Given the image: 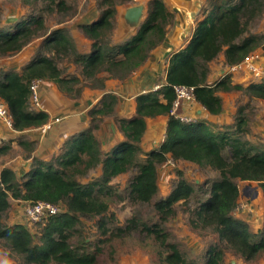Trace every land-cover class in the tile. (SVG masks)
<instances>
[{
	"label": "trees",
	"instance_id": "obj_1",
	"mask_svg": "<svg viewBox=\"0 0 264 264\" xmlns=\"http://www.w3.org/2000/svg\"><path fill=\"white\" fill-rule=\"evenodd\" d=\"M26 1H47L50 11H66L69 8L68 0ZM115 1L101 0L100 15L90 23L79 25L84 35L92 41L90 52H76L71 35L69 37L59 29L44 37L40 47L56 56L40 51L22 73L1 74L0 99L7 104L12 114L14 129L21 131L39 127L49 119L46 111L30 109V84L33 79L50 80L67 93L81 94L80 87L75 88V84L81 81L80 77L63 76L56 62L59 54H75L73 59L82 66L83 75L99 81L98 85L102 87L104 83L99 74L103 70L125 79L146 61L149 51L165 39L173 13L163 0H151L145 18L129 39L117 45L107 42V34L113 28L116 14ZM210 4L213 8L197 23L188 44L171 54L166 69V83L156 90L136 96L134 116L124 118L115 115L125 140L104 154L94 135V129L99 126L102 117L115 114L117 96L106 93L101 104L89 111V128L65 141L61 152L52 160L32 158L30 169L21 179L13 169H1L0 241L17 257V264H99L104 248L100 243L107 246L106 243L112 238H121L136 230L151 240L159 264H195L182 253L176 242L169 240V233L158 224L130 218L124 226H107L106 214L113 199L112 179L137 167L138 171L129 184V198L134 202L149 203L159 189L158 166L170 159L209 166L220 175L208 187L202 185L197 189L207 196L196 198L197 205L193 209L189 208L190 225L214 230L226 242V246L247 262L264 253V223L261 229L253 232L245 221L233 215L240 195L238 179L258 182L264 194V147L242 138L241 133L248 131V121L241 113L243 109L239 108L234 124L228 126L234 131L220 130L216 124L211 126L204 119L183 122L171 114L176 97L175 84L195 86L196 101L215 115L223 110L219 91H242L264 99V81L242 85L233 83L231 74L227 73L215 83H207L209 63L220 53L224 54L230 66L241 62L259 46L264 49V37L248 30L252 21L264 13V0H211ZM44 21L43 16L35 15L17 22L12 29L0 28V56L22 50L39 36L41 29H45ZM158 115H168L165 137L157 148L147 152L144 161H139L138 156L143 153L141 141L147 129L146 118ZM18 143L27 153L34 150L32 141L19 140ZM9 148V145H2L0 156ZM227 148L230 150L229 157L224 155ZM98 165L102 166V174L98 179L86 183L79 180ZM177 174L180 178L176 187L166 198L154 203L162 220L176 214L175 205L181 200L188 202L196 191L183 172L178 170ZM11 198L63 203L64 211L46 220L39 240L35 241L24 224L8 225L3 222ZM81 217L96 219L102 238L94 244L93 249L84 242L75 243L72 240ZM223 260L224 250L211 245L206 252L205 264H222Z\"/></svg>",
	"mask_w": 264,
	"mask_h": 264
},
{
	"label": "rangeland",
	"instance_id": "obj_2",
	"mask_svg": "<svg viewBox=\"0 0 264 264\" xmlns=\"http://www.w3.org/2000/svg\"><path fill=\"white\" fill-rule=\"evenodd\" d=\"M100 1L101 0H68L69 8L66 11L56 9L50 11L47 1L33 3L27 2L26 0H0V28L12 29L17 22L27 20L30 16L40 15L44 17L45 29L40 30L39 36L31 41L30 46L25 47L21 54H17L18 57L24 56L26 52L31 55L36 49L31 59H27L28 63H30L35 58V55L40 51L51 56H56L55 53L50 51L48 52L43 48L40 49V47L44 37H47L59 29L64 31V33L69 37L70 35L72 36L77 46L76 47L74 44L76 52L88 53L91 50L92 41L84 35L79 25L81 23H90L100 15L102 11ZM163 1L166 4L167 9L173 13L171 23L167 25V35L173 36V34L179 33L182 41H186L191 38L190 36L193 34L191 32L194 31L197 23L202 20L213 8V5L210 4L211 0ZM150 2L151 0H116L114 2L116 14L113 19V28L107 34V42L109 41L111 45H117L129 39L136 32L139 26H132L127 23L124 18L126 9L132 5L144 4L145 9L142 17L143 20L149 9ZM248 30L249 32L262 35L264 37V13L255 19V21H252ZM162 42L149 51L150 53L154 51V53L157 54L149 56V59L154 60V58L158 56V51H160L158 49L162 47ZM161 52V70L158 72V77L156 78V82H158L160 86L163 84V72L167 69L169 58L171 56V54L167 51L164 53L163 51ZM16 53L0 56V76L3 72H12L10 71L12 66H9L8 63L12 61ZM74 55L75 54L72 52L69 55L59 54L56 62L60 67L63 76L80 77L81 81L80 83L75 84V88L80 87L81 94L77 96L75 93H67L65 90H61L58 85L52 81L56 88V93H59L60 96L68 99L69 101L75 99L78 100L86 91L88 92H86L85 95L88 96L92 90L105 92L107 83L116 88L118 85H121V81H125L130 77V75H134V73L138 72L145 65V62L142 63L132 73L126 76L125 79L113 76L110 72L103 70L99 74V77L103 80L104 85L100 87V85H98L99 81L87 78L83 75L82 66L74 61ZM249 56H253L254 63H257L264 69V49L262 46L253 50L247 57ZM223 57L224 54L220 53L218 57L213 60L214 62L209 63L211 73L209 72V80L207 78L208 84L215 83L218 79L223 77L222 75L228 73V68L231 66L226 63L225 58ZM230 74L233 83H239L242 85L249 84V74L246 73L245 69L234 70ZM48 81L50 82V80ZM261 81H264V78H262ZM218 95L222 98L224 115L221 120L214 123L217 125L216 128L220 130L228 129L234 131V129H230L228 126L234 124V120L238 115V110L241 107L243 109L241 113L245 115L248 121V131L245 134L241 133L242 138L249 140L253 144L264 147V99L250 96L242 91H219ZM103 96L104 95H101L99 100L90 109L94 106H99ZM52 101L53 103H56V99L51 100V102ZM117 102L114 109L117 107ZM31 104L34 108H39L40 106L36 105L33 101H31ZM56 104H58V102ZM198 107L206 110L199 102L195 101L192 105L188 104L187 107H185V104L180 103L178 108H174V112H171V114L178 117L177 114L182 115L188 111L192 114H196L197 120L204 119L208 121L211 126L214 125L213 121L210 120L209 117L199 115L196 111ZM115 115L117 116L116 113L114 115H106L102 117L101 121H99V126L94 129V131H96L100 137L104 136V138H106L107 134L112 133L114 128L118 127L115 121ZM107 116L112 117L110 120V127H108L109 123H106L107 120L104 121ZM166 116L168 118V115ZM89 117L91 124V116L89 115ZM158 120H160V118L151 119L150 121L156 123ZM160 138L161 137L158 139L160 140ZM143 140L144 142H147V145H144V147L141 146L143 153L138 156L139 161H144L147 152L151 149L157 148L161 143H158L156 140H152L146 136H144ZM7 143L8 141L4 144ZM108 148L109 147H106V149ZM111 148H109L108 151ZM108 151L102 152L105 154ZM16 155L17 151L9 148V151L0 156V169H2L4 164H6L8 159H14ZM224 155L226 157L230 156V150L228 148L225 149ZM178 170L183 172V176L193 185L196 191L191 196V200L188 202L181 200L175 205L176 214L170 216L167 220H162L156 212L154 203L162 198H166V196L176 187L180 178V175L177 174ZM137 171V167H134L128 172L114 177L111 181V184L114 186L112 189L113 199L110 203L109 211L106 214L107 226L109 228L124 226L128 222V219L135 218L139 219L141 222L143 221L148 224L155 223L162 227L164 231L169 233V240L171 242H176L182 253H184V255L195 264H205L206 252L211 245H217V247L224 250V260L222 264H264V253L256 259L247 262L241 255L234 253L230 247L226 246V242L221 240L218 233L214 230L209 228H194L190 225L189 208L193 209L197 205L196 198H200V196L205 198L207 196L206 193H199L197 189H199L202 185L208 187L212 180L218 179L220 175L217 170H214L209 166H200L188 160L180 159L179 161L174 162L170 159L166 163L158 166L159 189L157 194L149 203L134 202L129 198V184ZM22 172L23 171H18L17 173L20 179L22 178L21 176H23ZM101 174V168L96 166L88 170L87 174L80 177L79 180L86 183L98 179ZM206 181H208V183L204 184ZM237 184L239 186L240 195L237 200V205L233 211V215L236 218L245 221L249 225L251 231L256 232L262 228L264 223L263 190L256 181L238 179ZM10 202V207L3 215V222L8 225H13L15 223L24 224L33 234L35 241H38L39 236L41 235L42 227L46 223V220L33 222L27 217L25 208L29 201L11 198ZM58 206H60L61 212L64 211L63 203H59ZM77 229L78 231L74 233L72 237L73 242H84V244L91 249H93L94 244L102 238V235L97 227L96 219L81 217ZM106 244L107 246H104V243L99 244L104 247L99 264H159L156 254L153 252L151 240L146 238L145 235H141L139 230L127 233L121 238H112V241ZM0 264H17V257L11 254L9 249L6 248L1 241Z\"/></svg>",
	"mask_w": 264,
	"mask_h": 264
},
{
	"label": "crops",
	"instance_id": "obj_3",
	"mask_svg": "<svg viewBox=\"0 0 264 264\" xmlns=\"http://www.w3.org/2000/svg\"><path fill=\"white\" fill-rule=\"evenodd\" d=\"M191 33H193V31ZM180 38L181 37L179 33L173 34V36H168L166 34V37L162 42V47L158 49L160 50L158 51V56L154 58V60L149 59L150 57H148L147 61H145V65L143 67L147 68L142 67L138 72L134 73V75H130V77L125 81H121V85H118V87L116 88L107 83L105 92L92 90L89 95L90 97L88 95H85V93L88 92L86 91L78 100L75 99L69 101L68 99L60 96L59 93H56V88L52 81L49 82L48 80L41 79L40 106L39 108L32 107L31 100L29 106L31 104V110L34 109L46 111L49 114V119L47 122H51L52 126L45 131H43L40 126L20 131L8 126L0 118V147L6 141H8L7 144L9 145L10 149L17 151V155L15 156V158L12 157L14 159H8L6 161V164H4L2 168L4 166L9 167L16 173H18V171H23L22 173L24 174L30 169L32 158L36 157L44 161L52 160L61 152L65 141H67L72 136L78 135L81 131L89 128L90 117L88 111L99 100L101 95H104L105 93H114L118 97V102L116 105L117 107L115 108V113L117 114V116H121L124 118L134 116L136 114V96L149 90H156L160 86V84L156 82V78L158 77V72L161 70V51H163V53L167 51L172 54L178 49L184 48L188 44L190 39L189 38L186 41H182ZM73 42L76 46L74 39ZM30 43L24 46L22 50L25 47L30 46ZM22 50L16 53L12 61L8 63L9 66H12V69L10 71L22 73L25 65L28 64L27 59H31L33 53H35L36 51L35 49V51L31 55L27 54L26 52L24 56L18 57V55L23 52ZM153 54L157 55L156 53H154V51H152L149 56H152ZM209 76L210 75H208V80ZM163 79L164 80L162 83L164 84L166 83V70L165 72H163ZM53 99H56V103L58 102V104L53 103V101L51 102V100ZM192 104L193 103H191L190 105ZM187 106L188 105L185 104V107ZM196 111L201 116L209 117L210 120L213 121V123L221 120L222 116L224 115V109L221 113L216 115L211 114L207 110L201 108L196 109ZM187 113L191 114V112L188 111ZM56 118H58V121H55ZM155 118H160V120H158L156 123L150 121L151 119ZM111 119V116H107L104 119V121L107 120L106 123H109L108 127H110L111 125ZM167 119L168 118L166 115H158L153 118L147 117V129L143 135V138L144 136H146L160 143L165 136ZM94 132L96 139L100 143V148L102 149V151H108L109 148L126 139L124 134L118 127H115L112 133L107 134L106 138H104V136L100 137L96 131ZM159 137H161L160 140L158 139ZM143 138L141 141L142 147H144V145H147V142H144ZM19 140L32 141L34 143V150L31 153H27L24 148L18 143ZM106 147L109 148L106 149ZM97 167L101 168L102 173V166L98 165Z\"/></svg>",
	"mask_w": 264,
	"mask_h": 264
},
{
	"label": "built area",
	"instance_id": "obj_4",
	"mask_svg": "<svg viewBox=\"0 0 264 264\" xmlns=\"http://www.w3.org/2000/svg\"><path fill=\"white\" fill-rule=\"evenodd\" d=\"M256 58V57H255ZM257 64V63H256ZM253 60V56L246 57L245 60L230 65L228 68V73L230 74L234 70L245 69L246 73L249 74L248 81L250 82H259L262 78H264V69L261 68L260 65H256ZM263 75V76H262ZM40 83L41 79H33L30 84L31 88V98L36 105H40ZM176 97L173 102L172 112H174V108L177 109L180 103L183 104H191L196 101L195 95V86L186 85V84H175L173 85ZM178 118L183 122H191L197 120L196 114H182L178 115ZM0 118L10 127H12V114L7 106V104L0 99ZM58 121V118L55 119ZM52 123L47 122L40 126V128L45 131L48 128H51ZM27 217L33 222H39L42 220H47L50 216L58 214L61 211L60 206L58 204L45 201V200H37L33 202H29L25 208Z\"/></svg>",
	"mask_w": 264,
	"mask_h": 264
},
{
	"label": "water",
	"instance_id": "obj_5",
	"mask_svg": "<svg viewBox=\"0 0 264 264\" xmlns=\"http://www.w3.org/2000/svg\"><path fill=\"white\" fill-rule=\"evenodd\" d=\"M144 4H137L128 7L124 13V18L128 24L138 26L144 15ZM197 109H200L199 107Z\"/></svg>",
	"mask_w": 264,
	"mask_h": 264
}]
</instances>
